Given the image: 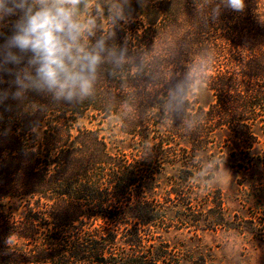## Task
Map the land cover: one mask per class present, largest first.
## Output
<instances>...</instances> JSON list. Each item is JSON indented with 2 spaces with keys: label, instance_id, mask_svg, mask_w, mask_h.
<instances>
[{
  "label": "trees",
  "instance_id": "16d2710c",
  "mask_svg": "<svg viewBox=\"0 0 264 264\" xmlns=\"http://www.w3.org/2000/svg\"><path fill=\"white\" fill-rule=\"evenodd\" d=\"M245 2L243 12L222 8L216 22L206 19L209 7L199 10L202 0H148L127 24L101 21L110 44L127 43L130 56L143 53L166 79L203 60L204 86L214 97L207 108L194 101L193 88L183 112L170 116L162 90L146 76L132 64L120 71L109 63L82 103L29 92L23 103L7 101L10 110L0 107V264H180L155 234L170 222L201 224L184 214L195 175L189 156L212 152L217 128L245 143L260 124L254 112L264 103V0ZM31 102L44 110L25 112ZM85 117L115 119L119 142H132L128 152L110 150L98 129L76 124ZM168 166L177 169L163 181ZM157 197L166 205L160 210ZM210 218L204 225L221 222Z\"/></svg>",
  "mask_w": 264,
  "mask_h": 264
},
{
  "label": "clouds",
  "instance_id": "9594fccd",
  "mask_svg": "<svg viewBox=\"0 0 264 264\" xmlns=\"http://www.w3.org/2000/svg\"><path fill=\"white\" fill-rule=\"evenodd\" d=\"M147 2L136 0L140 7ZM212 3L202 0L199 5L201 11L209 7L206 19L211 22L219 19L222 8L238 13L246 8L245 0H219L214 7ZM134 11L132 0H0V85H8L0 87V107L10 110L7 101L23 103L29 92L56 103H82L95 95L103 64L120 71L132 64L134 73L146 76L153 89L162 90V110L179 116L193 88L205 83V62H193L166 79L159 68H150L143 53L130 56L127 43L110 44L112 33L104 32L101 21L107 18L117 28L129 23ZM5 28L11 34H5ZM24 110L44 109L31 102ZM12 242L9 237L7 243Z\"/></svg>",
  "mask_w": 264,
  "mask_h": 264
},
{
  "label": "rangeland",
  "instance_id": "374dc122",
  "mask_svg": "<svg viewBox=\"0 0 264 264\" xmlns=\"http://www.w3.org/2000/svg\"><path fill=\"white\" fill-rule=\"evenodd\" d=\"M132 4H136L132 6L135 10L132 19H138V10L143 7L136 0H132ZM193 91L197 105L207 108L214 103L211 91L204 85ZM261 105L263 107L254 112L260 124L250 129L252 139L249 142L238 141V134L222 126L216 129L221 138H217L212 152L189 156L188 159H193L195 175L186 191L191 204L184 214L198 217L201 224L170 222L162 233L155 234V241L167 246L170 259L180 264H264V103ZM76 124L87 129H98L112 151L118 146L128 152L127 147H131L128 144L132 145L128 141L119 142L115 119L99 122L85 117L78 119ZM209 141L213 142L214 139ZM214 164L217 169L211 166ZM209 167V174L202 173ZM175 169L166 167L163 181L172 179ZM157 199L159 202L155 206L160 210L166 206L161 203L165 201L161 197ZM168 211L169 218L174 221L172 216L177 210L174 207L168 208ZM19 213L13 211L12 214L17 217ZM213 215L221 221L220 224L204 225L212 221L210 217Z\"/></svg>",
  "mask_w": 264,
  "mask_h": 264
}]
</instances>
